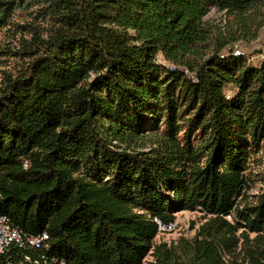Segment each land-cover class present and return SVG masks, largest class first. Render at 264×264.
Returning <instances> with one entry per match:
<instances>
[{"label":"trees","instance_id":"obj_1","mask_svg":"<svg viewBox=\"0 0 264 264\" xmlns=\"http://www.w3.org/2000/svg\"><path fill=\"white\" fill-rule=\"evenodd\" d=\"M263 3L0 0L29 59L0 70V214L67 264H264V190L237 207L264 146V57L196 49L211 9ZM182 211L208 220L157 244L154 220Z\"/></svg>","mask_w":264,"mask_h":264},{"label":"rangeland","instance_id":"obj_2","mask_svg":"<svg viewBox=\"0 0 264 264\" xmlns=\"http://www.w3.org/2000/svg\"><path fill=\"white\" fill-rule=\"evenodd\" d=\"M203 28L206 31V36L196 47L199 56L207 58L225 45L223 53L233 51L235 54H245L253 63H257L264 57V3L241 15L229 14L213 8L203 18ZM21 37L20 34L13 36L7 31L0 34V70L11 74L12 77H15L17 72L29 62V59L16 58L9 53L21 49ZM23 37L27 40L31 39L28 34L23 35ZM4 76L3 74L0 75V82L3 81ZM148 140L146 138L139 140L135 150L138 152L149 150L150 141ZM246 176L249 181L243 196L237 201L239 209L255 205L259 195L264 190V146L259 153L251 156ZM207 220L201 211L178 212L175 214L176 232L164 234L156 240V243L159 244L160 241L167 244L168 247H172L177 246L182 238L191 240ZM227 220L232 223L233 216ZM244 233L248 232L239 228L236 231V237L243 239ZM249 234L251 239L256 236L253 233ZM239 251L240 249L237 252ZM152 263H154V258L149 255L143 264Z\"/></svg>","mask_w":264,"mask_h":264},{"label":"built area","instance_id":"obj_3","mask_svg":"<svg viewBox=\"0 0 264 264\" xmlns=\"http://www.w3.org/2000/svg\"><path fill=\"white\" fill-rule=\"evenodd\" d=\"M154 221L158 225L156 240L164 234L176 232V222L163 224L158 219ZM48 241L46 231L30 234L13 226L7 216L0 214V264H67L63 258L49 252Z\"/></svg>","mask_w":264,"mask_h":264}]
</instances>
